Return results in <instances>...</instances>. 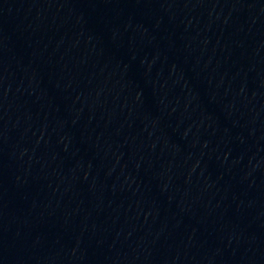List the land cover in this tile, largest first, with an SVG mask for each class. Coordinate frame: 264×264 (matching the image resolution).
Listing matches in <instances>:
<instances>
[{"label":"water","instance_id":"obj_1","mask_svg":"<svg viewBox=\"0 0 264 264\" xmlns=\"http://www.w3.org/2000/svg\"><path fill=\"white\" fill-rule=\"evenodd\" d=\"M0 264H264V0H0Z\"/></svg>","mask_w":264,"mask_h":264}]
</instances>
